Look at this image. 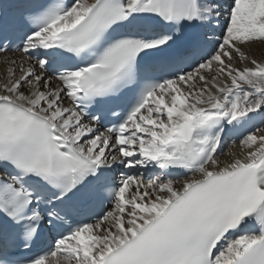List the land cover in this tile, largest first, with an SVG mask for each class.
I'll use <instances>...</instances> for the list:
<instances>
[{
	"label": "snow or ice",
	"instance_id": "obj_1",
	"mask_svg": "<svg viewBox=\"0 0 264 264\" xmlns=\"http://www.w3.org/2000/svg\"><path fill=\"white\" fill-rule=\"evenodd\" d=\"M9 52L0 264H264V0L0 2Z\"/></svg>",
	"mask_w": 264,
	"mask_h": 264
},
{
	"label": "bare ground",
	"instance_id": "obj_2",
	"mask_svg": "<svg viewBox=\"0 0 264 264\" xmlns=\"http://www.w3.org/2000/svg\"><path fill=\"white\" fill-rule=\"evenodd\" d=\"M254 54L259 56L262 54L260 49H254ZM5 58L7 59H17L19 61L20 59V54L19 53H12V54H1L0 55V62H2ZM33 63L35 62L34 60L32 61ZM6 71V66L0 63V78H3V75ZM68 101H65V104L67 105ZM264 127V126H263ZM239 143V142H238ZM238 143L230 145L223 153H240V149L238 146ZM233 157L230 154H222L219 156V159L222 161H230Z\"/></svg>",
	"mask_w": 264,
	"mask_h": 264
}]
</instances>
